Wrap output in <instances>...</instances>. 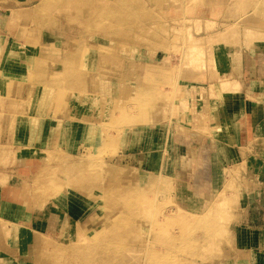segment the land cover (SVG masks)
<instances>
[{
    "label": "rangeland",
    "instance_id": "1",
    "mask_svg": "<svg viewBox=\"0 0 264 264\" xmlns=\"http://www.w3.org/2000/svg\"><path fill=\"white\" fill-rule=\"evenodd\" d=\"M1 8L0 176L16 134L43 123L42 171L15 191L39 209L62 200L68 217L30 264H224L241 198L232 176L245 178L237 167L219 188L216 173L211 188L202 142L214 108L201 87L222 81L227 53L264 72V0Z\"/></svg>",
    "mask_w": 264,
    "mask_h": 264
},
{
    "label": "crops",
    "instance_id": "2",
    "mask_svg": "<svg viewBox=\"0 0 264 264\" xmlns=\"http://www.w3.org/2000/svg\"><path fill=\"white\" fill-rule=\"evenodd\" d=\"M15 1L18 0H9ZM23 1L27 0H19ZM1 2L0 16L6 11L1 8ZM247 54L231 58L227 53L222 63L225 69L222 81H208L201 87L214 108L213 113L205 115L209 126L215 129L210 135L205 134L202 142L203 148L207 147L206 169L212 178L216 173L220 176L216 182L219 188H222V174L224 177L227 171L237 167L242 179L245 178L232 176L236 189H241V198L230 257L224 264H264V72L259 59L248 58ZM223 81L233 83L225 90ZM197 100L196 96L192 101L196 104ZM39 125L36 132L16 134L13 166L1 170L6 178L3 182L0 176V264L32 263L36 248L54 228L56 219H68L62 200L39 201L46 206L39 209L35 207L37 202L25 200V195L15 191L18 189L15 178H34L42 171L46 127L43 123ZM213 184L214 178L211 188Z\"/></svg>",
    "mask_w": 264,
    "mask_h": 264
},
{
    "label": "bare ground",
    "instance_id": "3",
    "mask_svg": "<svg viewBox=\"0 0 264 264\" xmlns=\"http://www.w3.org/2000/svg\"><path fill=\"white\" fill-rule=\"evenodd\" d=\"M11 9H14V8H11ZM21 13H23V11L21 12ZM230 32H232V30L230 31ZM223 33V32H222ZM222 33H216V37H217V35L219 36H221L222 38H223V34ZM227 33H229V31H225V34H224V36L227 34ZM218 38H220V37H218ZM210 40H212V39H210ZM218 79V78H217ZM230 83H233V82H231V81H223V83L221 84V85H223V87H224V89L226 88V90H227V87L229 86V85H231ZM233 86V85H232Z\"/></svg>",
    "mask_w": 264,
    "mask_h": 264
}]
</instances>
